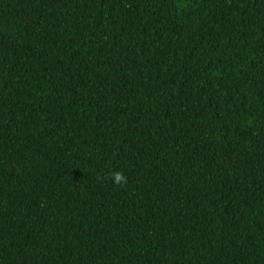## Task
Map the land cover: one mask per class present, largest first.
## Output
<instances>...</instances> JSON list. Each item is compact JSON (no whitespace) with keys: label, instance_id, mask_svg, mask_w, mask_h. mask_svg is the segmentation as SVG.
Returning a JSON list of instances; mask_svg holds the SVG:
<instances>
[{"label":"trees","instance_id":"16d2710c","mask_svg":"<svg viewBox=\"0 0 264 264\" xmlns=\"http://www.w3.org/2000/svg\"><path fill=\"white\" fill-rule=\"evenodd\" d=\"M0 264H264V0H0Z\"/></svg>","mask_w":264,"mask_h":264},{"label":"clouds","instance_id":"9594fccd","mask_svg":"<svg viewBox=\"0 0 264 264\" xmlns=\"http://www.w3.org/2000/svg\"><path fill=\"white\" fill-rule=\"evenodd\" d=\"M113 183L117 186L127 184V177L122 171L112 173Z\"/></svg>","mask_w":264,"mask_h":264}]
</instances>
